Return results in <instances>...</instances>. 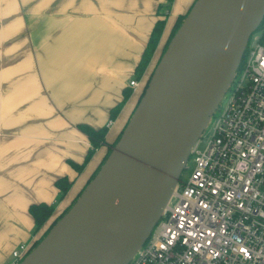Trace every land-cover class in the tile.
<instances>
[{
	"label": "crops",
	"instance_id": "crops-1",
	"mask_svg": "<svg viewBox=\"0 0 264 264\" xmlns=\"http://www.w3.org/2000/svg\"><path fill=\"white\" fill-rule=\"evenodd\" d=\"M195 0H0V264L32 246L76 199L107 153L79 129L106 127L112 143L128 122L174 22ZM164 14H167L165 17ZM166 20L141 77L156 22ZM140 81L132 88V80ZM130 91L115 118L112 110ZM71 183L64 197L56 182ZM54 206L36 229L30 207Z\"/></svg>",
	"mask_w": 264,
	"mask_h": 264
},
{
	"label": "water",
	"instance_id": "water-1",
	"mask_svg": "<svg viewBox=\"0 0 264 264\" xmlns=\"http://www.w3.org/2000/svg\"><path fill=\"white\" fill-rule=\"evenodd\" d=\"M184 15L108 157L19 264H129L148 239L264 20V0H195Z\"/></svg>",
	"mask_w": 264,
	"mask_h": 264
},
{
	"label": "built area",
	"instance_id": "built-area-1",
	"mask_svg": "<svg viewBox=\"0 0 264 264\" xmlns=\"http://www.w3.org/2000/svg\"><path fill=\"white\" fill-rule=\"evenodd\" d=\"M261 33L249 42L204 149L199 140L191 152L190 176L129 264H264V27ZM30 249L17 247L10 264Z\"/></svg>",
	"mask_w": 264,
	"mask_h": 264
},
{
	"label": "trees",
	"instance_id": "trees-1",
	"mask_svg": "<svg viewBox=\"0 0 264 264\" xmlns=\"http://www.w3.org/2000/svg\"><path fill=\"white\" fill-rule=\"evenodd\" d=\"M172 2H173V0H168V5H167L168 9L170 8V5H171ZM164 16L166 17L167 14H164ZM184 17H185V15H180L178 17L177 21L175 22V25L172 28L171 34L169 36V39H168L163 51L167 47V44L170 41V39L173 37V35L175 34L177 29L181 25ZM165 25H166V20L165 19L159 20L158 22H156V24L154 26V29H153V31H152V33L150 35L147 47L145 48L144 53L142 55V59H141L139 65L137 66V69H136V73H137V77L138 78L141 77L142 74L146 71V69H147V67H148V65H149V63H150V61H151V59H152V57H153V55H154V53L156 51V48H157V46L159 44L161 36H162V34L164 32ZM263 27H264V20H263L261 26L259 27V29L257 31H262ZM246 55L247 54H245L244 57H243L241 65H240V67L238 69V73L241 70V68L243 67V63L245 61ZM153 70H152V72H153ZM152 72L150 73L149 77L147 78V80L145 82V85H147V83L149 82V79H150V77L152 75ZM143 93H144V87H143L142 93H141V95L139 97V100L142 97ZM129 95H130V91L126 90L125 94H124L123 101L112 110V113H111V117L112 118H115L117 116L118 111L120 110L122 105L126 102V100L129 97ZM133 112H132V114H133ZM130 117H129V119H130ZM129 119H128V121H129ZM79 129L82 132H84L88 136V138L90 139L91 148H90V150L88 151V153L86 155V159L84 161V164L77 165V164L72 163V166L76 169V171L82 172V170L84 169V166L89 162V160L92 158V156L94 155L95 151L98 148H100L102 146H107V149H108L105 157L103 158V160L101 162V164L99 165L97 170L94 172L92 177L89 179V181H90L96 175V173L98 172V170L100 169V167L102 166V164L104 163L106 158L108 157L109 153L111 152L112 147L119 140L122 131L120 132V134L118 135V137L115 139L114 142L108 143L106 141V134L108 132V129L106 127L101 128V129H93L92 127L87 126V125H80ZM89 181H88V183H89ZM56 184H57V186L60 189L61 197H64L66 195V193L68 192V190L70 189L71 183L67 180V178H62V179L58 180L56 182ZM86 185H85V187H86ZM84 188L82 189V191L84 190ZM81 192L79 193V195L81 194ZM79 195L76 197V199L79 197ZM76 199L73 201V203L76 201ZM72 204L62 214L59 215V217L52 223V225L48 229H46L43 232L42 236L32 246H35L36 244H38L45 237V235L48 233L49 229L62 217V215H64L70 209ZM29 211H30V214L32 215V217L34 218V221H35V224H36V229L40 230L46 224V222L50 219V217L53 215L55 209H54V206H50V205H47L45 203H40V204L32 205L30 207Z\"/></svg>",
	"mask_w": 264,
	"mask_h": 264
},
{
	"label": "rangeland",
	"instance_id": "rangeland-1",
	"mask_svg": "<svg viewBox=\"0 0 264 264\" xmlns=\"http://www.w3.org/2000/svg\"><path fill=\"white\" fill-rule=\"evenodd\" d=\"M261 36H262L261 31H256V32L251 36L250 44H255L256 41H258V40L260 39ZM226 96H227V95H226ZM221 106H223V101H222ZM221 106H220V108H221ZM211 133H212V126H211V124H209L208 127H207V129L205 130V132H204L202 138L200 139V143H199V146H198V147H199L201 150L204 149V147H205V145H206V142H207V136H210ZM192 167H193V163H192V161H190V162L188 163V168H186V169L184 170V172L182 173L181 179H182L183 181L187 180L188 177L190 176V174H191V172H192Z\"/></svg>",
	"mask_w": 264,
	"mask_h": 264
}]
</instances>
